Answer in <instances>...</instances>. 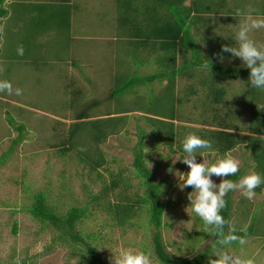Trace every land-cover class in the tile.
<instances>
[{"label":"rangeland","instance_id":"374dc122","mask_svg":"<svg viewBox=\"0 0 264 264\" xmlns=\"http://www.w3.org/2000/svg\"><path fill=\"white\" fill-rule=\"evenodd\" d=\"M120 3L118 0H70L69 7L65 5L66 24L60 26V19L50 21L52 17L55 19L52 12L62 5L57 0H4L6 16L0 22L3 28L0 65L4 71L0 73V80H8L14 88H21L23 95L0 93V264H16L17 261L20 264L21 260L26 264H85L73 245L61 244L57 232L41 225L27 213L33 202L32 196L40 192L57 215L66 213L71 207L87 209V217L78 224L77 230L104 264H115L123 251L141 250L151 255L152 264H158L151 248L152 228L143 210L139 209V214L123 227L117 226L104 211L107 202L112 204L119 199L124 179L127 180L124 193L129 199H135L133 194H142L141 180L135 176L131 165V148L137 142L139 128L144 132V165L151 172L153 183L162 185L160 198L164 212L159 231L165 251L170 256L189 259L211 243L212 236L191 210L188 195L191 193L194 198L195 191L190 187L181 188L189 168L180 160L177 147L187 131L208 130L201 122L213 125L214 115L223 117L224 122H232V126L240 129V135L247 137L248 115L264 111V91L256 89L257 95L251 100L248 80L223 78L225 102L222 100L215 105L204 99L208 94L205 89L198 87L197 96L187 95L191 85L197 86L193 81L207 75L199 70L190 80L177 77L173 90H167L162 82L155 80L147 91L137 85L122 90L107 101L111 90L123 87L128 79L141 80L160 72L153 63L136 64L146 57L144 51L123 46L126 42L119 37V27L114 19L120 13ZM139 4L133 5L137 12ZM203 5L205 17L216 22L211 23L210 38L220 33L224 38L226 30L235 36V25L239 20L234 14L238 9L251 5L261 15L264 0H204ZM135 16L141 17L140 13ZM45 21H49L48 26ZM252 36L264 43V29ZM19 45L24 47L22 56L17 55ZM230 60L234 62L230 67L246 68L239 58ZM221 64L226 66L227 61ZM177 69L182 68L177 66ZM177 96L183 100L180 105L173 100ZM78 100L81 105L90 103V107L94 101L98 102L91 111L86 110L91 122L94 119L128 118L124 131L105 137L97 145L105 163L93 173H88L76 153L68 152L62 156L58 152L57 145L66 140L67 129L78 112ZM226 103L231 112L225 118ZM170 119H173L172 126L170 122L157 125L160 136L149 133L155 129V124ZM143 120L153 123L147 125ZM18 125H22L23 130L18 131ZM170 130L174 135L179 136V132L183 135L171 140ZM18 137L19 142L13 145ZM87 144L94 152L93 143L87 141ZM171 145L173 148L170 149ZM145 148L149 150L147 153H144ZM254 151L249 147L245 152L239 146L227 154L238 159L243 167L253 165L249 156L250 152L254 155ZM203 159L209 164L217 160L207 152L196 157L198 163ZM119 174L120 187L100 196L102 187L109 185ZM211 178L217 184L220 182L219 177ZM229 196V220L236 229L252 225L253 235L244 246L234 243L215 248L264 264V189L261 194L256 193L253 200L245 199L239 191L230 192ZM94 197L97 200L93 201ZM86 236H93V241L87 240ZM213 249L205 264H209L211 258L215 259Z\"/></svg>","mask_w":264,"mask_h":264},{"label":"trees","instance_id":"16d2710c","mask_svg":"<svg viewBox=\"0 0 264 264\" xmlns=\"http://www.w3.org/2000/svg\"><path fill=\"white\" fill-rule=\"evenodd\" d=\"M118 1L121 2L120 9L118 8L120 13H117L114 19L117 20V25L121 28H118L119 37L123 38L126 42L123 46L133 49L134 51L136 50L137 52L144 51L146 57L143 58V60L140 59L138 62L140 64L137 62L136 64L142 66L145 63H153L160 72L144 76L141 80L134 78L128 79L123 87L119 86L111 90V93L107 97V101L111 100L110 98H115L122 90H130L137 85L139 87H145L147 91L151 86L149 84L155 80L162 82L167 90H173L175 88L177 77H184L190 80L195 77L194 72L196 73L201 70L206 72L207 75L195 79L196 81H193V83H197V86L191 85L187 95L194 97L198 95V87L202 90L205 89L208 94L204 99H209V103L216 105L222 100L224 101L226 98V92L222 87L223 78L230 80L237 78L243 79V81L248 80L250 70L243 67H230L229 65L234 63L230 60L233 56H231L230 53L222 52L223 45L236 46L234 35L229 34L226 30L224 38L220 36L221 33L213 35L214 37L210 38L211 33L209 32V29L212 27L211 23L215 22V20L211 21L205 17V6L203 5L204 0ZM187 1L188 5L186 4ZM57 2L61 3L62 7L58 6L56 8L57 10L52 12V15L54 13L55 19L52 17L50 21L60 19V26H62L65 25L67 21V13L66 17L64 16L65 12H67L65 5L69 7L68 3L70 0H57ZM137 2L140 3V10L138 12L133 6ZM3 3L4 0H0V22L6 16V10L3 8ZM139 13L141 17H136L135 15ZM261 15L264 16V9ZM44 23L48 26L49 21H45ZM177 60L180 62H177ZM224 61H227L226 66L221 64ZM176 62L179 65H177ZM206 62L210 63V70L203 69L202 65ZM177 66L182 69L178 70ZM164 68L165 70L163 71ZM248 93L251 100L257 95L256 89L251 86L248 88ZM175 99L178 105L183 102L180 96L174 97L173 100ZM80 102L81 101L78 100V112H74V122L67 129L66 140L60 145H57V147L59 148L58 152L62 156L66 155L68 152L76 153L78 161L87 167L88 173H93L105 163L102 155L97 151V145L104 141L105 137L116 135L119 133V130L124 131L128 118L127 116H122L110 119H94L91 122L88 120L89 117L87 112L91 111L93 105H98V102L94 101L91 103V107L90 103L88 105H81ZM71 105L72 103H69V106ZM171 108L173 109V103H171ZM230 112L231 108H229L227 104V109L223 114L224 117L226 118V116H230ZM254 114L256 116L252 117ZM172 115L174 117V109ZM248 117H250V128L246 131L248 134L247 137L241 136L240 129L236 126H232V122H224L223 117H217V115H214L212 119L214 126L210 122H205L203 124L201 122L202 126H207L209 128L208 130H204V128L194 129V132L201 138L214 141L213 148L215 151H208L207 153H212L213 157L217 159L224 157L225 154L233 151L239 146H242L245 152L249 147L255 149L254 155L250 152L251 155L249 156V161H251L253 165L250 167H241L240 171L235 176L226 177L228 179L237 181V179L244 174V169L247 168H251L252 171L264 175V111L254 112L248 115ZM143 121L147 125L153 123L147 120ZM172 121L173 119H170L168 122L155 124V129H151L149 133L153 134L155 132V137L158 135L160 136L157 132V125H161L162 123L168 125L170 122L172 126ZM210 127L212 128L210 129ZM17 129L18 131L23 130V126L18 125ZM90 129L92 130V133L90 132ZM184 130L185 129L182 131ZM187 133H189V131H187ZM143 135L144 132L139 128L137 132V142L131 148V154L133 157L131 165L135 176L141 180V196L133 194L135 199H129L124 193V191L127 190L125 187L127 180L124 179L121 182L124 187L123 191L118 194L119 199H115L114 197L115 201L117 200L116 202H113L112 204L107 202L104 205L106 206L104 211L117 226L123 227L128 226L131 219L139 214V209L143 210L148 217V224L152 228L151 248L154 259L158 264H205V262H207L209 251L218 246L215 245L216 237L214 236H212L211 243L202 250L200 254L189 259L173 257L165 251L159 231L161 218L164 212L163 203L160 198L162 185L160 183H153L151 172L144 165L145 159L142 152L144 147ZM182 135V132H179V136H177V134L174 135V132H171L170 130L169 139L173 140L174 136L181 138ZM76 138L78 141H75ZM19 140L20 137L14 140L13 145L18 143ZM87 141L93 143L94 152H91L93 147L89 148ZM81 147L86 150H78ZM171 147L173 148L172 145L169 146L170 149ZM177 148L180 152V158L183 159L186 154L183 152L182 143H179ZM197 157H199V155H197ZM96 175L97 177H100L99 174ZM119 176L120 174L113 177L109 185H104L102 187L100 196L103 197L106 195L107 191H112L120 187ZM263 189L264 184L258 187L255 191L259 192ZM229 193L225 197L227 206L221 213L226 220H229L231 216ZM97 197H94L93 201L97 200ZM32 198L33 202L27 209V213L34 220H37L43 226L47 225L49 228L57 232V239L61 244L68 243L69 245L70 243L73 245L74 251L80 256V261L82 263L104 264L98 254L93 250L92 245L84 240L80 235L79 230H77L78 224L87 217V209L85 207H71L66 213L57 215L55 210L47 205L43 193H36ZM169 204L172 205L174 202H169ZM97 206L101 205L98 204ZM200 221L202 224L203 221ZM129 227H132V225ZM244 229H246L247 237L253 235L252 225L247 226ZM240 230L241 229L237 228V235L244 234ZM12 232L14 233V228ZM86 239L93 241L94 237L86 236ZM20 264L26 263L21 260Z\"/></svg>","mask_w":264,"mask_h":264},{"label":"clouds","instance_id":"9594fccd","mask_svg":"<svg viewBox=\"0 0 264 264\" xmlns=\"http://www.w3.org/2000/svg\"><path fill=\"white\" fill-rule=\"evenodd\" d=\"M235 17L239 22L235 25V44L236 46L223 45L222 52L230 53L231 56L239 58L247 69L250 70L248 82L252 88L264 91V43L255 40L252 33L264 29V16L258 15L257 10L251 5L245 9H238ZM3 28L0 27V33ZM24 54L23 45L17 47V55ZM209 61V60H208ZM203 69L210 70V63L202 65ZM4 67L0 65V73ZM0 93L8 95H23L21 88H14L8 80H0ZM214 141L201 138L195 132L186 134L182 148L186 154L182 160L189 168L186 173V179L183 180L181 188L190 187L195 191V197L189 193L191 210L198 216L205 225V230L209 235L216 237L215 245L221 247L238 243L244 246L248 242L246 229H241L243 235H237V229L230 220H226L221 214L226 208L225 197L229 192L239 191L241 195L248 200H253L256 196V189L264 184V175L256 171H251L243 175L238 181L226 177L235 176L241 167V162L230 154H225L215 163L209 164L207 160L197 162V155L203 156L204 152H214ZM85 151L84 148H79ZM149 150L145 148L147 153ZM150 165V164H149ZM151 167V165H150ZM212 176L220 178L217 184L212 180ZM100 250V249H97ZM213 257L209 264H256L254 258H244L220 252L215 247ZM19 264V261L16 262ZM115 264H152L151 255L144 251H123Z\"/></svg>","mask_w":264,"mask_h":264},{"label":"crops","instance_id":"0c3cea01","mask_svg":"<svg viewBox=\"0 0 264 264\" xmlns=\"http://www.w3.org/2000/svg\"><path fill=\"white\" fill-rule=\"evenodd\" d=\"M249 167H250V166H249ZM247 169L250 171V169H251V168H247ZM247 169H245V170H244L245 172H244V174H243V175H245V174H248V173H249V172H246V170H247ZM250 172H251V171H250ZM243 175H241V176H240L238 179H240V178H241ZM238 179H237V180H238ZM261 192H262V191H259V192H256V193H257V194H261Z\"/></svg>","mask_w":264,"mask_h":264}]
</instances>
